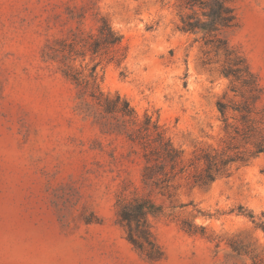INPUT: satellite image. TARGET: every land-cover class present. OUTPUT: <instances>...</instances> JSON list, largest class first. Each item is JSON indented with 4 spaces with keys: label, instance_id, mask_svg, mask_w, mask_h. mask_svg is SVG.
Wrapping results in <instances>:
<instances>
[{
    "label": "rangeland",
    "instance_id": "obj_1",
    "mask_svg": "<svg viewBox=\"0 0 264 264\" xmlns=\"http://www.w3.org/2000/svg\"><path fill=\"white\" fill-rule=\"evenodd\" d=\"M231 2L237 20L223 35L258 79L262 117L264 0ZM187 12L177 0H0V264H264V153L210 186L178 179L151 194L163 211L150 217L159 249L149 258L117 207L145 193L140 156L93 123L60 63L44 57L72 29L96 31L106 17L123 36L116 56L88 54L75 66L99 62L101 90L157 120L186 160L220 152L217 102L253 92L224 73L226 56L202 34L181 29Z\"/></svg>",
    "mask_w": 264,
    "mask_h": 264
},
{
    "label": "trees",
    "instance_id": "obj_2",
    "mask_svg": "<svg viewBox=\"0 0 264 264\" xmlns=\"http://www.w3.org/2000/svg\"><path fill=\"white\" fill-rule=\"evenodd\" d=\"M188 12L181 17L183 31L202 34L205 44L217 54L226 56L228 66L224 73L241 80L253 92L241 103L227 102L226 96L217 102L224 123L227 140L223 151L201 149L186 160L185 150L177 146L152 116L139 119L130 102L120 94H105L98 83L97 67L79 69L78 58L90 54L91 61L98 57L114 58L122 44L123 36L114 29L106 17L100 19L96 31L81 27L71 30L59 46L44 52L47 60L60 63L64 76L77 89L79 106L93 119L103 133L123 135L132 152L142 160V186L144 194L132 199L118 198L119 221L127 232L128 240L141 253L155 258L159 246L156 243L151 216H158L163 206L151 194H167L178 179L195 185L210 186L218 178L230 176L234 166L239 168L264 153V115L260 117L257 104L262 98L255 93L258 79L250 72L241 56H235L223 32L236 24L237 14L231 0H177ZM88 70V72H85ZM233 91H238L237 87ZM250 218L255 216L250 213Z\"/></svg>",
    "mask_w": 264,
    "mask_h": 264
}]
</instances>
